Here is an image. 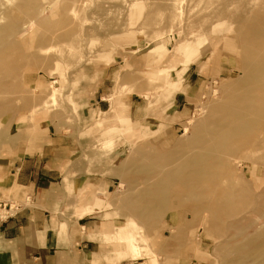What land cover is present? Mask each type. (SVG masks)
<instances>
[{
    "label": "rangeland",
    "instance_id": "rangeland-1",
    "mask_svg": "<svg viewBox=\"0 0 264 264\" xmlns=\"http://www.w3.org/2000/svg\"><path fill=\"white\" fill-rule=\"evenodd\" d=\"M263 15L264 0H0V225L32 203L17 180L36 159L64 202L43 237L84 254L74 264H264L263 127L204 154L240 64L264 78V49L240 29ZM199 151L200 168L217 164L203 178L234 195L224 212L182 213L184 189L151 213L164 170ZM4 234L0 264H34L8 257L21 246Z\"/></svg>",
    "mask_w": 264,
    "mask_h": 264
},
{
    "label": "bare ground",
    "instance_id": "bare-ground-1",
    "mask_svg": "<svg viewBox=\"0 0 264 264\" xmlns=\"http://www.w3.org/2000/svg\"><path fill=\"white\" fill-rule=\"evenodd\" d=\"M263 21H264V19H263ZM240 29H241L242 33L247 32V36L249 37V43H247L246 48H250L251 46H255L257 48L264 49V22L251 25L250 27H245L244 25H242ZM245 51H247V50H245ZM239 68L244 70L245 76L233 83V87L231 88V91L229 93L227 91V93L222 95L223 104H221V105L219 104L221 107L215 108V109H218L219 112L221 111L225 114H221L220 118L216 119L217 121L214 119L215 122L213 121L212 123H215V125H216L215 130L209 131L207 133V135H210L209 137L212 138V139H210V138L209 139L212 142L215 140L216 143L213 142V145L208 144V146H206L204 148V149H206V152L205 151H199L193 155L192 154H189V155L185 154L184 157L181 159V161L175 162L172 165L170 164L171 167L167 171L164 170L162 183L153 185V187L151 188V191H150V195H153V196H151L149 198L150 200L149 201L147 200V202L145 203V207H148L150 209L151 213H153L154 205L156 203H158L159 201H161L162 198L164 200H167L169 195H173L175 197H177V196L180 197L182 191L184 189H188V192H189V190L192 191V194L194 195V198L192 200H194V201H191L189 199V202L185 206H182L183 210H184L182 213L193 210L194 207L198 206L197 208H200L198 211H202L201 213H203V214L205 213L201 219V223L207 224L211 220L210 218L213 215L212 213H218L217 210L220 209L221 207H222L221 212H224L223 209L226 208L225 204L227 203L228 200L232 199V197L234 196L231 193H225L227 191L221 192V190L223 188L222 189L218 188L220 186L222 187L221 182L219 183V180L203 178L204 176H208V175L210 176L212 171H213V168L217 167V164L216 163L206 164L205 166L200 168L199 165L203 162L200 163L199 158L201 155H204V154L210 155L209 153H211V150L213 149V147L217 146V144H218L217 139H219L220 141H223L225 139H228L230 136L237 135V134L242 133L246 130H250V128L252 129V128H256V127L257 128L263 127L262 131L264 132V78L263 77L262 78L257 77V73H256L257 71H255L257 69V67L254 66L249 61L245 65L240 64ZM260 68H263V69H261V71L264 72V67L262 66ZM238 84L239 85L241 84V86H239ZM235 85H238L239 87L238 86L235 87ZM237 87H238V89H237ZM253 88H256V90H253ZM215 91L218 92V88L217 89L215 88ZM215 105L217 107V104H215ZM260 108H262L261 111H260ZM212 125H214V124H212ZM259 129L261 130V128H259ZM196 138L197 137H195V139ZM201 138H204V137L202 136ZM196 140H198V138ZM200 140L201 139H199V141ZM259 140L260 139H258V137H255V135H254V137L252 136V138L246 139V143H248L249 146L252 147V149H253L257 145H259V144H257L259 142ZM207 142H209V141L207 140ZM206 143H203V144L205 145ZM179 148H181V147L178 146L177 149H179ZM202 152H205V153L200 154ZM238 162L240 163V161H238ZM198 183H200L204 187V189L198 187L195 191L194 189L196 188V185ZM222 183H223V181H222ZM224 183H225V181H224ZM167 184L175 185L174 193L170 192L171 194H169V193H167V194H165V193L164 194L163 193L162 194H160V193L155 194L156 192H159L160 188H163ZM193 184H194V187H193ZM225 189H227V188L225 187L223 190H225ZM217 190L219 191V193L217 192ZM200 200H203L204 202L203 201L201 202ZM147 203H148V205H147ZM194 209H196V208H194ZM261 213H262V215H264V210H262ZM184 214H181V217ZM221 214H223V213H221ZM224 219H225V217H224ZM216 220L218 221V219H216ZM225 220H223V222ZM228 221H226V222L229 224L231 220H228ZM233 222H231V223H233ZM236 223H238V221ZM174 228L175 227H173V225L170 226L169 227L170 232H173L176 229V228L175 229ZM238 233L242 235L243 231L239 228ZM133 248L136 250L135 247H133Z\"/></svg>",
    "mask_w": 264,
    "mask_h": 264
},
{
    "label": "crops",
    "instance_id": "crops-1",
    "mask_svg": "<svg viewBox=\"0 0 264 264\" xmlns=\"http://www.w3.org/2000/svg\"><path fill=\"white\" fill-rule=\"evenodd\" d=\"M20 166L24 169L18 168L17 184L21 188L19 198L24 196L27 190L31 195L32 203H19L15 213L2 220L0 229L7 237L5 240L17 242L21 246L17 252L14 250L8 257L17 255L24 257L26 262L34 264H74L78 260L77 257H84V254L75 253L66 246L58 249L53 240L43 237L47 232L56 201L58 206L63 204L64 207V202L59 199L63 197L62 194L57 195L53 190L56 181L40 176L39 170L36 169L39 166L36 159L25 161ZM30 166H33V169L29 168ZM85 223L89 225L88 221ZM80 251L83 252L84 249Z\"/></svg>",
    "mask_w": 264,
    "mask_h": 264
}]
</instances>
